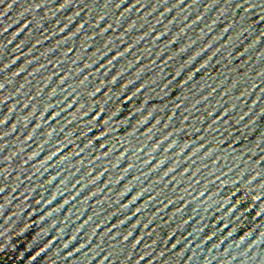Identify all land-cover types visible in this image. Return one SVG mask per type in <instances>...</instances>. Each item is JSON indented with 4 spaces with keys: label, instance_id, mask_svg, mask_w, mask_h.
Segmentation results:
<instances>
[{
    "label": "water",
    "instance_id": "obj_1",
    "mask_svg": "<svg viewBox=\"0 0 264 264\" xmlns=\"http://www.w3.org/2000/svg\"><path fill=\"white\" fill-rule=\"evenodd\" d=\"M0 264H264V0H0Z\"/></svg>",
    "mask_w": 264,
    "mask_h": 264
}]
</instances>
